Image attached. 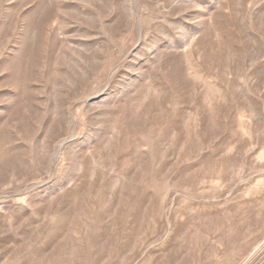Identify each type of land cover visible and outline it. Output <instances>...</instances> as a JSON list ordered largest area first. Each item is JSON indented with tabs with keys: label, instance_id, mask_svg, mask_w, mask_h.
Returning a JSON list of instances; mask_svg holds the SVG:
<instances>
[{
	"label": "rangeland",
	"instance_id": "obj_1",
	"mask_svg": "<svg viewBox=\"0 0 264 264\" xmlns=\"http://www.w3.org/2000/svg\"><path fill=\"white\" fill-rule=\"evenodd\" d=\"M0 264H264V0H0Z\"/></svg>",
	"mask_w": 264,
	"mask_h": 264
}]
</instances>
